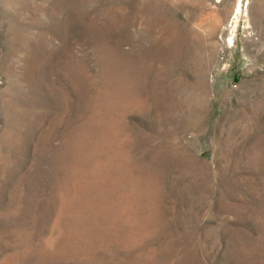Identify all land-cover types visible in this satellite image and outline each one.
I'll list each match as a JSON object with an SVG mask.
<instances>
[{
  "label": "rangeland",
  "instance_id": "obj_1",
  "mask_svg": "<svg viewBox=\"0 0 264 264\" xmlns=\"http://www.w3.org/2000/svg\"><path fill=\"white\" fill-rule=\"evenodd\" d=\"M0 264H264V0H0Z\"/></svg>",
  "mask_w": 264,
  "mask_h": 264
}]
</instances>
